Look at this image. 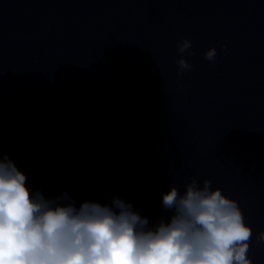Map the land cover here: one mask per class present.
I'll list each match as a JSON object with an SVG mask.
<instances>
[{
  "label": "water",
  "instance_id": "water-1",
  "mask_svg": "<svg viewBox=\"0 0 264 264\" xmlns=\"http://www.w3.org/2000/svg\"><path fill=\"white\" fill-rule=\"evenodd\" d=\"M5 153L45 195H118L150 222L172 184L209 178L264 264V0H0Z\"/></svg>",
  "mask_w": 264,
  "mask_h": 264
},
{
  "label": "clouds",
  "instance_id": "clouds-1",
  "mask_svg": "<svg viewBox=\"0 0 264 264\" xmlns=\"http://www.w3.org/2000/svg\"><path fill=\"white\" fill-rule=\"evenodd\" d=\"M185 37L177 51L190 49ZM204 56L210 61L217 49ZM192 65L181 55L177 71ZM7 153L0 158V264H253V235L239 202L222 189L192 178L181 192L162 193L165 218L150 222L132 202L77 204L67 190L48 196L27 182ZM264 241V229L256 233Z\"/></svg>",
  "mask_w": 264,
  "mask_h": 264
}]
</instances>
